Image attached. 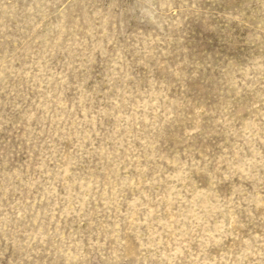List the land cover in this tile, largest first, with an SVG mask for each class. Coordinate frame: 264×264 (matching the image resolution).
Here are the masks:
<instances>
[{"label":"rangeland","instance_id":"obj_1","mask_svg":"<svg viewBox=\"0 0 264 264\" xmlns=\"http://www.w3.org/2000/svg\"><path fill=\"white\" fill-rule=\"evenodd\" d=\"M0 264H264V0H0Z\"/></svg>","mask_w":264,"mask_h":264}]
</instances>
